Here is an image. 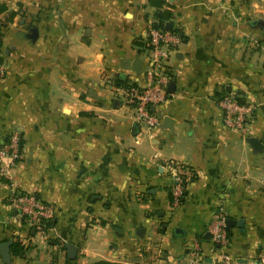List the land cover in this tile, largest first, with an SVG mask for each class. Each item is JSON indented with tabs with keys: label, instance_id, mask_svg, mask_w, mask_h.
<instances>
[{
	"label": "crops",
	"instance_id": "obj_1",
	"mask_svg": "<svg viewBox=\"0 0 264 264\" xmlns=\"http://www.w3.org/2000/svg\"><path fill=\"white\" fill-rule=\"evenodd\" d=\"M164 3L181 43L148 130L115 88L142 81L135 40ZM0 64V145L22 136L0 177V242L12 240L0 264H188L195 247L220 264L207 230L219 199L244 220L228 228L232 264H264V0H0ZM223 91L256 106L243 131L224 126ZM170 162L188 168L173 210ZM17 189L54 208L45 236L9 207Z\"/></svg>",
	"mask_w": 264,
	"mask_h": 264
},
{
	"label": "built area",
	"instance_id": "obj_2",
	"mask_svg": "<svg viewBox=\"0 0 264 264\" xmlns=\"http://www.w3.org/2000/svg\"><path fill=\"white\" fill-rule=\"evenodd\" d=\"M158 23L159 21L156 19L148 27L146 36L137 39L143 44L138 46L141 53L144 54L142 81L129 80L124 85L115 88L124 104L133 111L134 121L148 130L161 124V119L154 109L167 100L169 95L167 87L173 77L167 61L172 50L181 43L178 33L167 30L166 23L162 25ZM3 68L4 66L0 64V72L3 71ZM217 102L222 110L224 126L232 131H243L251 122L256 109L254 104L242 101L235 93L228 91L221 92ZM21 141V132L15 130L8 140L0 145V177L5 176L10 166L22 157ZM169 166L172 181L169 189V206L173 210L180 205L185 197L188 168L185 164L178 162H170ZM7 203L29 228L43 236L47 234L50 229L47 222L51 221L55 215L51 205L41 201L33 192L22 189L12 191L7 197ZM227 218L228 213L224 200L219 199L207 230L213 244L212 251L216 253L217 262L220 264L233 263V258L226 250L229 243ZM58 237L60 236L58 235ZM61 241L64 242V240ZM188 251L187 256L185 255L188 264L205 262L207 254L200 252L196 247L190 248Z\"/></svg>",
	"mask_w": 264,
	"mask_h": 264
},
{
	"label": "water",
	"instance_id": "obj_3",
	"mask_svg": "<svg viewBox=\"0 0 264 264\" xmlns=\"http://www.w3.org/2000/svg\"><path fill=\"white\" fill-rule=\"evenodd\" d=\"M165 28L167 30H170L171 29V23L168 22L167 24H165ZM37 34H38V30L36 28H31L29 30V32L26 34V37L30 38V39H35ZM141 65H142V59H140L139 56H137L134 59V62L132 64V70L134 72L138 73L141 69ZM172 86H173V83L169 82L168 87L171 88ZM170 121L171 120L168 117L164 118V120H163V122H165L167 126H170V124H169ZM134 130L135 131L137 130V124H135L133 126V131ZM247 142L250 144L252 149L257 151V152L261 151L263 149V146H262L260 140L256 137L247 138ZM226 224H227L228 228H230L231 226H234L235 224H237L239 227L243 228L244 220L243 219L233 220L232 218L228 217L226 220ZM11 243H12V240L0 242V253H1V255L5 261L9 260V257H10L9 248H10ZM65 248L68 252L69 257L75 258L77 251H78V248L74 244L69 243V242L65 243Z\"/></svg>",
	"mask_w": 264,
	"mask_h": 264
},
{
	"label": "trees",
	"instance_id": "obj_4",
	"mask_svg": "<svg viewBox=\"0 0 264 264\" xmlns=\"http://www.w3.org/2000/svg\"><path fill=\"white\" fill-rule=\"evenodd\" d=\"M151 1V0H150ZM156 17H157V20L159 21V25H162L164 24L166 21L169 20V18L171 17V7L170 5L164 3L163 4V9L162 10H158L156 12ZM175 32V30H173ZM135 45L137 46H142V42L138 41L137 39L135 40ZM125 82L122 83V85H124ZM21 144H22V141H21ZM52 223V220L47 222L48 226H50ZM14 247H16V249L18 250H21L23 248L22 244L20 243H16L14 245Z\"/></svg>",
	"mask_w": 264,
	"mask_h": 264
}]
</instances>
